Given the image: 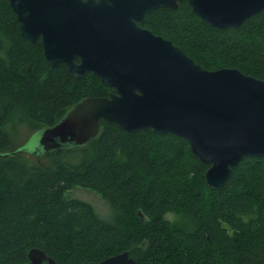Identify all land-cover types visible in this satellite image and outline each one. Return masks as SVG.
I'll return each instance as SVG.
<instances>
[{
	"label": "trees",
	"instance_id": "16d2710c",
	"mask_svg": "<svg viewBox=\"0 0 264 264\" xmlns=\"http://www.w3.org/2000/svg\"><path fill=\"white\" fill-rule=\"evenodd\" d=\"M143 26L209 70L238 68L264 80V8L218 29L181 0L177 9H154ZM113 90L93 72L77 78L65 64L53 66L41 43L21 34L10 0H0V153L17 149L13 116L52 126L84 98ZM43 154L0 155V264L28 262L33 248L56 264L124 251L135 264H264L263 156L243 157L215 188L206 181L210 163L186 139L104 120L89 143ZM75 187L100 194L111 214L66 198Z\"/></svg>",
	"mask_w": 264,
	"mask_h": 264
},
{
	"label": "water",
	"instance_id": "95a60500",
	"mask_svg": "<svg viewBox=\"0 0 264 264\" xmlns=\"http://www.w3.org/2000/svg\"><path fill=\"white\" fill-rule=\"evenodd\" d=\"M181 0H10L21 34L41 43L53 66L77 78L93 72L114 90L72 106L40 138L45 151L82 146L100 132L101 120L128 132L173 133L210 163L205 176L223 187L243 157H264V80L238 68L209 70L171 40L143 26L159 7ZM210 25L239 26L264 0H187ZM25 151L0 153L9 155ZM40 149L35 154L40 155ZM56 264L39 248L29 261ZM89 264H135L128 251Z\"/></svg>",
	"mask_w": 264,
	"mask_h": 264
},
{
	"label": "rangeland",
	"instance_id": "374dc122",
	"mask_svg": "<svg viewBox=\"0 0 264 264\" xmlns=\"http://www.w3.org/2000/svg\"><path fill=\"white\" fill-rule=\"evenodd\" d=\"M45 128L46 126L44 125H37L28 120L22 121L21 117L18 115L13 116L10 129L12 133L13 146L15 149H25V152L28 153V155L25 153L26 156H34L37 149H40L41 151L39 152L41 154L39 157H42L44 155V151L41 149L42 146L40 145V138ZM65 197H78L85 199L89 201L102 216L107 217L111 214V206L109 202L91 189L75 187L65 191ZM174 213L175 212L168 213L167 217L175 222L177 215Z\"/></svg>",
	"mask_w": 264,
	"mask_h": 264
}]
</instances>
